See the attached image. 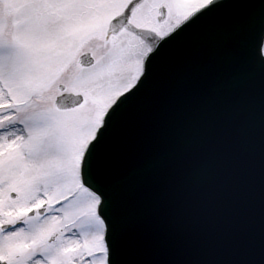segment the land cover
<instances>
[{"label":"snow or ice","instance_id":"1","mask_svg":"<svg viewBox=\"0 0 264 264\" xmlns=\"http://www.w3.org/2000/svg\"><path fill=\"white\" fill-rule=\"evenodd\" d=\"M0 264H264V0H0Z\"/></svg>","mask_w":264,"mask_h":264}]
</instances>
